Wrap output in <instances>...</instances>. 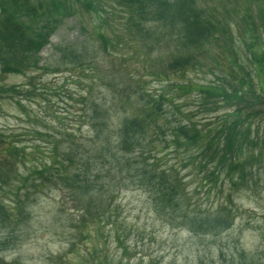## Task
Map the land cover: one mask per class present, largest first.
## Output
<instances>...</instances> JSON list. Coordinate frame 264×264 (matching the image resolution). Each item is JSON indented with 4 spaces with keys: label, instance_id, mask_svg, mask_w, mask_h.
<instances>
[{
    "label": "trees",
    "instance_id": "trees-1",
    "mask_svg": "<svg viewBox=\"0 0 264 264\" xmlns=\"http://www.w3.org/2000/svg\"><path fill=\"white\" fill-rule=\"evenodd\" d=\"M69 1V0H68ZM83 1V0H82ZM127 1V2H126ZM258 0H248V4L242 5L237 0H222L221 5H226L227 7H233L234 9L243 8L245 11L252 9L251 5H255ZM264 5V0H260ZM60 6H59V4ZM54 0L53 5L52 0L48 3L47 1H39L37 6L33 4L31 0H0L1 11L5 14L4 24L0 25V63L3 68H9L13 72H18L21 69L20 60H18V52L22 57V61H32L35 60V53L38 46L44 43V33L37 35L29 32L26 27L27 20L37 19H47L43 27L52 30L50 20L51 18H44L45 16H52L57 18V16L64 15L68 8L69 3L67 0ZM75 7L82 6L83 8H90L91 4L87 1L72 0L69 1ZM127 6L134 7L136 5H143L144 1L135 0H125ZM154 6V11L160 15L161 18H171L172 21H179L185 26V35L181 34L179 38L185 40V42H198L200 39L207 43H213L214 41H220V33L228 37L229 32L224 29V26L213 25L211 22V17L214 13L209 8L200 7L195 0H176L170 2V0H165L164 3L173 5L169 9L164 7L161 9V4L156 6L159 0L151 1ZM156 3V5H154ZM156 6V7H155ZM256 6V5H255ZM260 13L264 12V7H259ZM142 11V10H141ZM139 16L141 12L139 10L135 11ZM143 12V11H142ZM57 14V15H56ZM249 18L251 13L247 12ZM42 17V18H41ZM40 18V19H38ZM143 18V17H142ZM144 19V18H143ZM132 23L137 30V34L141 35L142 31L138 29L140 23L136 18H132ZM248 34L252 39L255 37L256 31L254 28ZM43 32V31H42ZM196 44V43H193ZM247 52L251 53L254 62L257 65V77L256 79L249 80L247 75L243 74L237 75L232 74V78L228 76L222 79L216 84H211L207 86H202L203 91L206 93H212L214 99L221 103H231L230 105L236 109L235 113L228 115L225 118H217L215 120L205 123L203 126H199L198 123L193 121L191 117L192 114H185L181 107L174 105V118L179 123L174 131L171 129L168 123H164L162 126L159 124L162 116L166 114L163 109V100L165 96H161L159 99H154L151 96V100L146 101L145 109L141 115H136L133 118L126 119L123 124V134L124 140L120 147L123 148V159L128 164L129 167L132 166L131 162L133 159L128 158V156L135 153V143L144 147L143 144L147 140L146 147L150 148V155L153 151H157L160 143H162L168 136H175L173 141L174 145L180 146L183 144V135L188 136L191 134L193 140L198 142L201 146H205L206 150L204 152V158L202 160L203 167L211 166L215 161L219 162L224 168L228 167L231 176H236L237 172L240 171L241 177L245 180L246 164L260 163L264 160L263 153L253 154V149L257 147L251 140V132L256 122H258L260 117V110L258 107L264 108V69L261 67V62L264 55L256 45H251L247 48ZM180 61V60H179ZM192 64H196L195 57H187L183 60V65H172L173 73L181 69L187 68ZM234 64L237 62L234 61ZM243 64V63H241ZM176 74V73H175ZM178 88L187 91V87L183 85H178ZM260 89V91H257ZM254 93H251V92ZM236 100V101H235ZM248 110H245V109ZM113 108H103L99 107L93 110V117L91 119L92 126L97 131V135L108 134V127H110V118ZM187 119L189 126H183L179 122V118ZM229 117L232 120H229ZM5 135L0 136V141L5 139ZM10 138V137H9ZM161 141L160 143H158ZM9 146L3 151L11 153L14 158H17L20 153L9 139L6 141ZM165 144H170L169 141L165 140ZM260 144H264L263 140H260ZM145 147V148H146ZM20 158V157H19ZM143 158V157H142ZM150 158V157H149ZM25 158L20 159L24 161ZM155 160V159H154ZM73 162L72 159H69ZM147 158L145 159V162ZM123 160L118 157V153L112 159L111 164H116L123 167ZM247 164V165H248ZM71 166L69 164H62L60 169L57 168L56 174L53 177L59 178L63 184H67L71 174L68 173V169ZM136 169L141 168L140 165L135 166ZM154 164L151 163V158L148 163L147 172L136 173L133 178H138L147 187L154 189L155 192L161 195V198L169 204V206L176 211L177 217L182 218L183 214L187 225L193 229L199 228L198 231L204 234H217L221 230H229L233 225V211L218 205L216 208H210L209 211L202 213L201 205L196 203L194 209L191 210L192 215H186L184 213V207L180 200V184H178L177 177L174 173L167 174V171L161 173L154 169ZM81 175H75L73 177V184L82 188L85 192L82 193L84 198L88 197L89 193L95 187L94 180L84 181L81 179ZM50 178L47 177L46 180ZM87 179V178H85ZM155 186V187H154ZM20 187L17 181L12 180L11 182L0 180V208L3 206L2 196H7L11 199L12 211L14 213L18 212L23 214L24 210L20 209L21 202L17 199ZM176 199L178 202V208H175L173 200ZM15 200V203H14ZM86 200V199H85ZM164 211V210H163ZM165 212V211H164ZM2 214H6L3 211ZM10 245L6 241H0V252L4 249L9 248ZM238 254V251H237ZM239 256L242 258L239 264H260L255 261V259L248 257L244 250L239 251ZM262 264V263H261Z\"/></svg>",
    "mask_w": 264,
    "mask_h": 264
},
{
    "label": "rangeland",
    "instance_id": "rangeland-1",
    "mask_svg": "<svg viewBox=\"0 0 264 264\" xmlns=\"http://www.w3.org/2000/svg\"><path fill=\"white\" fill-rule=\"evenodd\" d=\"M148 1L144 3L145 12H143L147 17H149L148 7L150 5V0ZM105 4L108 6L107 8L115 5L113 0H106ZM107 8L97 5V9H101L103 15L104 11L102 10L106 11ZM71 11L78 16L66 20L61 25L53 37V42L73 44L78 41L83 44L91 36L94 44L101 43V36L92 28L96 16L93 19L91 16H94L95 10H89L92 14H84L85 11L82 12L79 8L72 7ZM117 12L119 19H128L129 12L127 14L120 10ZM83 19H86L85 24L87 25V30L84 32L77 22ZM143 23L149 31H153L154 38H163L164 35H168L166 27L160 23ZM168 30L170 29L168 28ZM52 51L50 46L44 49L43 62ZM200 56L202 59L203 54ZM54 77L53 75L45 81L50 84L49 91L52 96L48 100L49 104L53 106V110L61 111L60 106L55 103L61 85L58 80L60 77ZM24 81L23 76H10L6 80L5 78L0 79V82L6 85H18ZM79 87L78 84L67 82L64 89L66 91V88H69L72 93H75L79 92ZM39 107L41 106L36 102L26 103L22 108L2 101L0 130L19 135V141L27 146L50 141V137L38 139L34 136L36 131L39 133L49 132L34 118L35 115H42L45 111V109L39 110ZM25 111L28 112L29 117L24 114ZM54 125L57 126V123L54 122ZM44 145L50 146V143H44ZM34 154L36 153L34 152ZM37 156L40 157V155ZM25 171L27 169L22 165L19 172ZM255 176L258 183L255 180L256 183L252 184L253 190L240 194L233 207V210L241 211L235 221V226L218 239L203 243L192 239L185 232L182 234L162 225H155V218L149 211L146 196L139 192L125 191L120 195L119 200L126 223L118 225L119 232L113 237V239L119 237L121 245L127 250L125 263L130 261L131 264H239V258L235 257H237V251L243 247L247 252L264 260V233L256 231L259 229L257 224L262 222L264 216V170L257 172ZM54 188L56 187H53V190ZM33 190L28 192L26 199L29 221L14 237L12 244L15 245V249L4 254L6 261L0 255V264H92L94 259L99 258L100 251L99 248H96L95 243L103 245L105 242H103L104 235L99 239L94 238L93 242L92 237L97 232L96 230L87 236L75 233L72 239L73 246L70 248L68 238L72 234V230L69 228L74 214L70 199L64 198L60 191L46 189V192L42 193L41 190ZM239 207L241 210L237 209ZM112 253L114 255L115 251L113 250Z\"/></svg>",
    "mask_w": 264,
    "mask_h": 264
}]
</instances>
